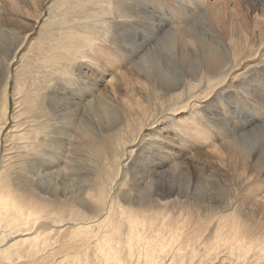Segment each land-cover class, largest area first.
Masks as SVG:
<instances>
[{"label": "bare ground", "instance_id": "obj_1", "mask_svg": "<svg viewBox=\"0 0 264 264\" xmlns=\"http://www.w3.org/2000/svg\"><path fill=\"white\" fill-rule=\"evenodd\" d=\"M27 1L37 14L32 30L14 35L13 43L4 48V42L0 44V264H15L25 257L39 258L44 264H194L200 246L208 250L222 247L230 259L235 251L243 256L253 252L256 262L264 264V243L255 245V239L249 240L242 224V217L253 219L252 208L264 211L262 197L248 194L252 197L239 207L234 188L236 183L240 187L264 174V126L237 137L225 136L228 127L219 128L225 137L223 147L198 155L211 161L213 154L224 152V160L218 162L230 165L234 172L241 170L240 176L228 172L233 189L221 183L217 173L200 169L195 178L184 163L176 161L170 166L167 158L168 169H127L118 182L120 164L134 138L124 139L123 129L115 128L125 116L121 108L129 117L134 109L150 110L143 101L163 97L167 103L162 107L179 110L181 105L176 104L183 100L182 92L174 90L187 85L193 96L211 78L225 80V71L251 51L244 50L250 33L256 30L264 39V16L260 15L264 8L259 13L256 7L257 1L264 4V0L215 4L205 0L200 25L197 21L186 27L170 25L156 46L139 53L132 68L135 78L121 72L104 81L102 90L90 84L84 90L75 86L82 81L76 71L93 61L90 52L99 49L93 48L92 35L98 30L109 34V23L139 18L140 5L134 0H105L107 4L71 0L63 8L50 4L36 11L39 0ZM34 30L37 37L29 42L28 50L32 51L30 58H35L28 62L22 79H15L10 71L14 58L9 53L25 45ZM6 34L0 31V40L5 41ZM97 75L105 79L102 72ZM120 83L126 91L122 97L115 90ZM155 120L143 123L139 132ZM211 120L213 125L219 122L215 116ZM75 149L97 160L79 162ZM63 158L66 163L61 166ZM91 163L99 171L94 179L81 174ZM188 198L194 206L189 202L186 208ZM191 206L213 214L202 240L200 228L203 231L205 225L198 228L177 218L183 211L192 215ZM58 251L64 252L63 258L54 255Z\"/></svg>", "mask_w": 264, "mask_h": 264}, {"label": "rangeland", "instance_id": "obj_2", "mask_svg": "<svg viewBox=\"0 0 264 264\" xmlns=\"http://www.w3.org/2000/svg\"><path fill=\"white\" fill-rule=\"evenodd\" d=\"M69 1L71 0H39V6L36 7V11L42 7L45 8V6L50 4H57L60 8H63V6L69 3ZM117 1L129 2L130 0H116L115 2L117 3ZM199 1L202 0H134V4L138 3L140 5L139 9L142 13L144 12L143 14L139 13L138 15L140 21H138V17H130L129 20L126 18L122 19V22L118 24L113 23L111 25L109 23V34H104L103 31L96 29L98 32L92 35L93 43L95 45L93 48L97 47L99 49L98 51L92 49L93 51L90 52V56L93 58V61L89 64L83 63L82 66H80V72L76 71V73H80L79 75L82 81L78 82L75 86L79 90H84V86H88L90 84L97 86L98 89H101L105 86L104 81L121 72L129 73L130 76L135 78L136 76L134 77L132 75V68L137 60L140 59L138 56L140 54L142 55L148 47L156 46L159 42L158 40L160 36L170 25L171 26L169 28H176L186 27L196 21L199 25L202 23L201 17L202 14H204V11H206V6L202 5L205 4V0H203V3ZM218 1L220 0H209V4H215ZM102 2L103 4H107L105 0H102ZM10 3L13 4L12 7L8 6ZM257 6V9H260L258 10L259 13H262L263 10L261 8H264V4L261 1H257L256 7ZM146 10H148L150 16H148ZM194 10H196V12ZM27 13L29 14L27 15ZM145 14L149 17V19H147L148 17ZM36 15L37 14L32 11V6L27 0H0V31H3L7 33L6 35H8V38L6 37L5 41L0 40V44L4 42L3 48L6 47V44H12L16 36L23 34L25 31H31V27L34 26V21L36 20ZM260 15L264 16V12ZM100 17L105 18L103 14ZM41 24H43L42 18L40 19V25ZM250 34L251 37L249 45H246L244 50L245 52L248 50L251 51L246 54L244 59L239 60L238 64H235L230 71H225L227 74L225 76V80L217 82L216 77L211 78L206 87L193 96H189L192 90L189 89L187 85L183 86V88L181 86V88L173 91V93L182 92L181 99L183 98V100L181 102L177 101L176 104V106L181 105L179 110L176 109L175 111H172L171 109L162 107L163 103H167L163 97L156 99V101L152 100L150 103L143 101L144 105H146V107L150 110L147 112H137L136 109H134V113L129 115V117L128 113H125V110L119 107L122 109L121 111L125 114V116L121 123L115 125V128L117 129L120 127L123 129L122 137L124 139L134 138V141L127 147L126 154L120 164L121 172L119 179L117 180L118 182L121 178H123L124 172L127 169H136V171H142V169L147 168L150 170H164L172 166L174 162L180 161L186 165L185 168L189 171L190 175L195 178V175L199 172L198 170L204 169L206 174L217 173L221 179L220 182H225V185L228 183L227 187L232 186L233 189V185L230 184L232 182L231 176H236L234 174L236 172L237 175L240 176L241 170L234 172L230 165L226 166L225 164H220L218 162L220 159L224 160V157H222L225 156V154L223 155L224 152H220V156H218L219 153L216 154L217 156L213 154L215 157L212 158L211 161L206 159L207 156H203L201 158L198 155L205 153L210 154L209 151L216 150L218 147H223L225 137L223 134H220V129L225 130L226 127H228L226 129L227 132L225 136L230 133V135L232 134V137H237L245 135L250 129L256 127L262 128L264 126V39L258 37V31L256 30H253ZM35 35L36 31L34 30L29 35L25 45H23L18 51L9 53V58H14L10 71L15 79H22L25 74L24 71L29 68L28 62H31L33 58H35V56L30 58L32 51L28 50L29 42L33 41L35 37H37ZM154 37L156 38L154 39ZM229 53H231L230 50ZM2 58L3 57L0 55V61ZM100 72L105 74V79L103 81L99 80V76L97 75ZM11 83L12 84L9 89L10 94L13 92L12 86L14 81ZM208 89H212L214 92ZM115 90L116 92L118 91V94L121 97L126 95V91L122 89L121 83L115 87ZM78 93L80 94V92ZM9 99L12 101L11 95ZM176 100L180 99H173L170 101ZM10 103L12 111L13 102ZM131 116L133 119L130 118ZM213 116L217 117V120H219L217 125H213L211 120ZM151 120H155V123L152 126L144 127V129L139 132L141 125ZM211 136L213 140L210 139ZM128 150H130V152ZM74 151L75 156L79 159V162H82L87 158H91L90 160H97L94 156L83 157L82 152L79 151V149H75ZM195 155L197 157H194ZM170 156L172 157L169 158ZM166 158L167 160H171L166 161ZM165 161L171 165L168 166ZM60 162L62 163L61 166H63L64 163H66V158L61 159ZM164 162L166 164H164ZM153 165L155 167H153ZM66 167L67 166H64V168ZM81 172L83 175L88 173V177L92 179L96 177L95 174L99 173V171L96 170L95 165L90 167V169L84 168ZM238 185L239 184L236 183L234 188L236 198L239 200L236 204L239 205V207L246 204L248 198L252 197L249 196L251 194H257L259 197L261 196L262 200L260 201L261 203H264V174L258 176L257 178H252L249 181L246 180L240 187ZM232 194H234L233 191ZM191 198H193V196H191ZM191 198H188L189 200H187V203H184L186 208L193 200ZM190 205L194 206L192 203ZM248 206L249 208H252L250 203ZM192 209H190L192 215L191 213L186 214V212L183 211L182 213L185 214L179 213L177 214V218L184 222L194 223V226L197 225L198 228L205 225L203 231L200 228V239L202 240L203 237L208 234L207 230L211 227L213 221L210 222L209 218H211L213 214L209 211H203L202 208H200L202 210H199L196 206L192 207ZM252 209L253 210L249 211L254 213L253 219H245L243 217V220L241 217L239 219L242 220L243 227L246 226L245 229L248 232L249 240L251 238L255 239V245H257L259 243H264V211H259L257 208ZM170 215L173 216V212L170 213L169 216ZM199 221L202 223L200 224ZM205 229L207 232H204ZM212 241L213 239L210 238V242ZM63 248L67 249L66 246ZM198 250L199 257L202 261L199 257H196L194 264H263L256 262L253 252L243 256L238 255L237 251H235L234 255H231L233 259H230V256H227L228 254L223 252L222 247L208 250L207 248L200 246V249ZM188 251L190 252V250ZM54 255L59 258H63L64 252L58 251ZM15 264L44 263L39 261V258L28 259L25 257L20 258Z\"/></svg>", "mask_w": 264, "mask_h": 264}]
</instances>
